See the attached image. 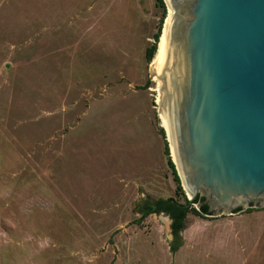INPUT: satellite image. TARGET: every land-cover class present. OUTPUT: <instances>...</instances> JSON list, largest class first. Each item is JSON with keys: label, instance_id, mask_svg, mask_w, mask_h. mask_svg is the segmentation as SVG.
<instances>
[{"label": "rangeland", "instance_id": "1", "mask_svg": "<svg viewBox=\"0 0 264 264\" xmlns=\"http://www.w3.org/2000/svg\"><path fill=\"white\" fill-rule=\"evenodd\" d=\"M160 18L156 0H0V264H264V206L190 212L178 239L141 218L181 198L145 55Z\"/></svg>", "mask_w": 264, "mask_h": 264}, {"label": "water", "instance_id": "2", "mask_svg": "<svg viewBox=\"0 0 264 264\" xmlns=\"http://www.w3.org/2000/svg\"><path fill=\"white\" fill-rule=\"evenodd\" d=\"M164 1L150 77L182 187L210 214L264 206V0Z\"/></svg>", "mask_w": 264, "mask_h": 264}, {"label": "trees", "instance_id": "3", "mask_svg": "<svg viewBox=\"0 0 264 264\" xmlns=\"http://www.w3.org/2000/svg\"><path fill=\"white\" fill-rule=\"evenodd\" d=\"M156 4L161 9V18L159 21V26L157 31L153 34L154 42L147 47L146 49V60L148 63H150L157 51L158 48V42L161 37L163 25L165 18L167 16V5L164 0H156ZM152 83L151 78H148L146 86H149ZM161 133L164 138V146H165V154L167 156V163L169 167L171 168L174 180L177 184L176 188V194L180 196L178 197H159L153 200H148L144 203V205L141 208V218H146L148 215L156 213H165L171 218V233L173 234L175 239L179 238L180 232L184 230L186 227V219L188 214L194 213L197 215H207L210 214L208 211V204L205 201V197L198 195L194 200H189L185 190L182 187L181 179L179 177V174L177 172L176 165L174 161L172 160L170 147H169V141L167 140V136L165 133V130L160 127ZM199 203V206H196L195 204ZM252 206V205H251ZM249 207L247 210L252 211L254 210L253 207ZM239 209H236V211H239ZM178 244L173 243V246L171 247V250H177Z\"/></svg>", "mask_w": 264, "mask_h": 264}, {"label": "bare ground", "instance_id": "4", "mask_svg": "<svg viewBox=\"0 0 264 264\" xmlns=\"http://www.w3.org/2000/svg\"><path fill=\"white\" fill-rule=\"evenodd\" d=\"M161 37H162V33H161ZM161 37H160V40H159V42H158V48H157V51H156V54H155L153 60L155 59V57H156V55H157V52H158V49H159V45H160V42H161ZM153 60H152V62H151V66H152ZM154 79H155V78H154ZM155 80H156V79H155ZM156 81H157V80H156ZM161 120H162V125L165 127V125H164V121H163V118H162V117H161ZM165 128H166V127H165Z\"/></svg>", "mask_w": 264, "mask_h": 264}]
</instances>
